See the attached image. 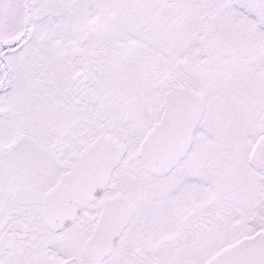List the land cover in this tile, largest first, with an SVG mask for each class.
Here are the masks:
<instances>
[{
    "label": "snow or ice",
    "instance_id": "6c2138e0",
    "mask_svg": "<svg viewBox=\"0 0 264 264\" xmlns=\"http://www.w3.org/2000/svg\"><path fill=\"white\" fill-rule=\"evenodd\" d=\"M0 264H264V0H0Z\"/></svg>",
    "mask_w": 264,
    "mask_h": 264
}]
</instances>
